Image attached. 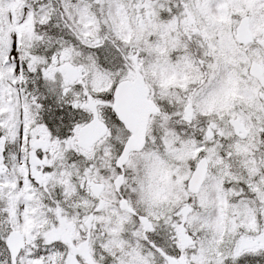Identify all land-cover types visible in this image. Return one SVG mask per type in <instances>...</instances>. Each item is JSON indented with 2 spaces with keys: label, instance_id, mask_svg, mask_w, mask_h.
<instances>
[{
  "label": "snow or ice",
  "instance_id": "snow-or-ice-1",
  "mask_svg": "<svg viewBox=\"0 0 264 264\" xmlns=\"http://www.w3.org/2000/svg\"><path fill=\"white\" fill-rule=\"evenodd\" d=\"M0 264H264V0H0Z\"/></svg>",
  "mask_w": 264,
  "mask_h": 264
}]
</instances>
